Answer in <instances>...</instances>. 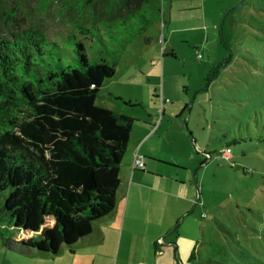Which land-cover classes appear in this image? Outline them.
<instances>
[{"label": "rangeland", "instance_id": "obj_1", "mask_svg": "<svg viewBox=\"0 0 264 264\" xmlns=\"http://www.w3.org/2000/svg\"><path fill=\"white\" fill-rule=\"evenodd\" d=\"M77 1L0 0V14L13 10L23 27L58 39L80 20ZM162 12V22L124 43L116 84L96 105L124 108L109 92L139 103L126 109L134 142L153 120L169 128L162 156L182 155L189 171L180 174L199 200L191 264H264V0H163ZM84 44L88 54L102 51L97 41ZM233 138L246 141L231 147V159L213 153ZM71 248L26 255L0 242V264H67Z\"/></svg>", "mask_w": 264, "mask_h": 264}, {"label": "trees", "instance_id": "obj_2", "mask_svg": "<svg viewBox=\"0 0 264 264\" xmlns=\"http://www.w3.org/2000/svg\"><path fill=\"white\" fill-rule=\"evenodd\" d=\"M162 3L79 0L80 20L58 39L23 27L13 10L0 14V242L6 250L57 255L114 210L136 119L96 100L116 76L124 43L163 21ZM85 40L98 42L99 55L87 53ZM123 102L126 109L139 106ZM245 141L233 138L213 153Z\"/></svg>", "mask_w": 264, "mask_h": 264}, {"label": "crops", "instance_id": "obj_3", "mask_svg": "<svg viewBox=\"0 0 264 264\" xmlns=\"http://www.w3.org/2000/svg\"><path fill=\"white\" fill-rule=\"evenodd\" d=\"M119 68L120 65L116 76L107 80L103 89L116 84ZM137 70L130 67V75ZM108 94L111 99H123L118 94ZM98 107L127 114L126 106L116 108L111 102ZM147 125L149 130L139 133L136 142L134 129L131 134L120 168L121 186L114 210L94 225L87 238L71 248L73 257L67 264H191L196 260L194 218L190 214L199 206V200L192 180L180 174L189 168L182 155L174 154L168 159L162 156L169 129L162 120ZM136 154L144 158V170L133 169ZM192 157L190 152L188 158Z\"/></svg>", "mask_w": 264, "mask_h": 264}, {"label": "built area", "instance_id": "obj_4", "mask_svg": "<svg viewBox=\"0 0 264 264\" xmlns=\"http://www.w3.org/2000/svg\"><path fill=\"white\" fill-rule=\"evenodd\" d=\"M199 57L201 58V56L199 55ZM164 104L165 102H167L166 100H163ZM154 131L157 130V126H154ZM225 158L227 159H231V150H227L224 153ZM144 158L142 156H139V154L135 155V159H134V163H133V169L136 170H144ZM159 242H162V240L160 239Z\"/></svg>", "mask_w": 264, "mask_h": 264}, {"label": "water", "instance_id": "obj_5", "mask_svg": "<svg viewBox=\"0 0 264 264\" xmlns=\"http://www.w3.org/2000/svg\"><path fill=\"white\" fill-rule=\"evenodd\" d=\"M243 1V0H242Z\"/></svg>", "mask_w": 264, "mask_h": 264}]
</instances>
